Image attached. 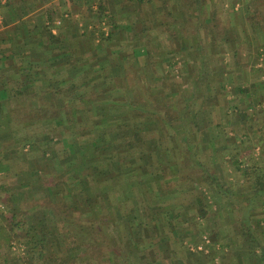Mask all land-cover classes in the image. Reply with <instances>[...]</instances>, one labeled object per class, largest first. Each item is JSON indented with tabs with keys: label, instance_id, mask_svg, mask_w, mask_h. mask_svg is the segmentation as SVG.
<instances>
[{
	"label": "trees",
	"instance_id": "1",
	"mask_svg": "<svg viewBox=\"0 0 264 264\" xmlns=\"http://www.w3.org/2000/svg\"><path fill=\"white\" fill-rule=\"evenodd\" d=\"M145 2L151 0H64L60 4H49V0H0V24L7 27L4 29L7 36H0V102L8 97L17 101L35 94L33 99H40L35 116L43 117L51 110L57 113L48 115L47 120L55 127L44 133L65 135L57 141L49 137L36 148L35 141L29 144L32 149H41L43 160H52L56 167L54 172L39 162L35 167L28 166L26 175L32 180L21 184L24 190L20 188L27 190L28 201L35 200L34 206L30 205L34 210L31 212L30 206L22 209L21 201L15 202L12 192L0 201V221L10 232L0 240V264H18L12 256L16 246H24L26 264H163V261L215 264L216 251L224 250L225 246L216 240L209 253L190 250L189 245H198L208 235L197 225L198 219H205L209 213L208 200L202 189L196 187L199 193L188 204L180 202L174 194L178 186L167 179L170 172H176L177 185L188 182L192 188L202 179L234 200L232 191L219 179L215 166L212 167L217 159L215 138H208V146L200 151L195 149L197 145L187 136L185 128L179 127L187 113L194 129L200 127L205 98H198L199 81L205 76L204 66L199 67L198 77L191 86H175L171 96L164 93L168 88L164 81L161 85L164 91L159 92L163 98L157 102L152 97L155 91L148 89L151 97L145 94L143 83L119 82L125 68L121 58L109 51L112 44L118 43V34L122 36L124 31L134 32L131 42L140 41L141 36L151 42L152 26L141 23L138 16ZM161 2L165 31L176 38L171 24L176 21L171 10L173 3ZM83 4L89 5L94 21L81 27L79 16ZM131 4L135 6L133 10ZM181 4L186 16L183 14L178 22L187 20V12L196 19L206 14L202 0H184ZM234 6L232 3L231 7ZM250 6L257 10L255 1ZM215 9L214 1V12L208 21L213 22L217 38H224V41L215 40L217 51H222L229 36L220 26L219 12ZM75 13L78 17L74 20ZM121 17L124 18L119 21ZM136 25L139 30L135 29ZM104 26L109 29L105 30ZM151 52L142 43L133 47L134 56L146 55L153 65ZM112 58H116V66ZM119 67L120 73L115 75ZM238 90V93L246 92L240 87ZM84 108L88 113L92 110L98 118L81 120L79 112L86 113ZM114 108H126L128 117L111 114ZM20 120L11 113L1 114L0 126L7 129L2 137L26 132L28 123ZM76 127H82L83 135L79 137L73 131L75 135L68 136L66 130ZM262 153L256 158L247 148L234 150L231 164L235 170L242 171L247 182L251 174L255 175L251 183L253 191L247 194L244 207L260 199L264 203ZM156 156H160L157 161ZM41 172L51 176L45 178ZM193 172L202 173L200 181H192ZM158 180L161 188V181L165 183L160 193L152 183ZM85 183L89 189L81 197L79 192ZM35 194L43 195L41 201L34 199ZM72 202L75 205H70ZM190 203L195 204L197 214L186 213V204ZM242 210L235 211L241 231L235 245L241 252L239 264H264V230H257L252 224L251 211ZM18 234H23L24 242H10ZM188 234L199 236V241L185 245L182 235ZM215 236L218 237L217 232ZM95 250H106V254L95 260L91 254ZM183 252L187 254L185 257L180 255Z\"/></svg>",
	"mask_w": 264,
	"mask_h": 264
},
{
	"label": "rangeland",
	"instance_id": "2",
	"mask_svg": "<svg viewBox=\"0 0 264 264\" xmlns=\"http://www.w3.org/2000/svg\"><path fill=\"white\" fill-rule=\"evenodd\" d=\"M161 1L162 0H151V2H145L144 4H142L140 10L141 12L138 15L141 23L147 22L152 26V30L149 33L151 42H149V40L147 41L146 36H141V39H139L140 41L131 42L134 32L124 31V34H122V36L121 34H118V43L112 44L109 48V51L115 52L114 55L117 58H121L120 61L122 62V66L125 68V73L122 74L123 78H121L119 82L123 84H130L132 82H135L136 84H139L140 82L143 83L142 86L145 87V94L148 93V95H150L151 97V92L148 89L152 88L155 91L152 93V97L155 98L157 102H159L161 98H163V96H161L159 92L164 91L163 87L161 86L164 81L168 87L164 91V93L167 96H171V90L174 89L175 86H191L194 80L198 77L199 67L204 66L205 76H203L199 81V85L201 87V96L198 98H205V103L202 110L203 114H200L199 116L200 127L199 129H194L191 121L192 118L188 113L185 114L186 116L182 122V125H180L179 123L178 124L180 125L179 127L182 126L181 128H185L184 130L187 136L193 143L197 145L195 146V149H198L200 151L204 147L208 146L207 143L210 138H215L216 142L218 143L216 150L217 159L214 162L215 164L212 163V167L215 166V170L217 172V175L219 176V179L223 181L226 187L230 188L233 193L234 200H230L227 196H224L223 192L216 185L209 184L208 182L203 181L201 179L202 173H191L190 176H192V181H200L201 179V182H198L197 186H195V184L194 188L189 186L188 182H186L187 184L177 185L178 175L176 172H170V177H168L167 179L168 181H171L173 185L178 186L179 189H177L176 187L177 191L175 190L177 194L176 192L173 193L177 197H179L180 202L188 204V201L190 202V200L194 198L193 196L199 193V189H202L203 192H201L208 200L207 202L209 213L207 214V217L205 219L197 218V225L200 226L202 230L210 236H208L210 238V243L206 244L210 245V247L205 248L204 245L201 251L209 253V251L212 250L211 247H213V242H215L216 240L217 243L220 244V246L224 245L225 248L224 250L220 249L216 251V254L218 256L213 263L239 264L238 255L241 254V252H239L240 250H238V247L235 245L237 244L236 241H238L241 231L236 222V209H243L242 211H251L250 214L253 216L251 218L253 222L252 224L257 230H264L263 200L260 199L255 203L251 202V205H248V207H244V205H246L248 201L246 198L247 194L251 195V192L253 191L251 183H254L255 175L251 174L250 181L247 182L246 178L242 176V171L235 170L234 166L231 164L234 150L240 149L237 143L240 141V135L242 134V132H239L240 124L237 125L236 120L238 118L239 120L242 119L240 114L243 112V110H249V107L246 106V104H248V100L242 98L243 96H245V94H247V91L245 93H238V89L239 87L243 88L242 85L246 83L245 81L247 80V78L245 76V71L252 73V67L250 65H252L253 63V58L248 55V51H245L246 53H243L244 51L242 52V50H244V43L242 44L244 39V29H233L232 22H234V20L236 19L237 24L240 25L245 20H242V17L239 16V9L237 10L235 6L234 8L231 7L232 3H234V0L215 1V8L218 9L219 12L218 17L220 19V26L225 28L224 31H226V35L229 36V41L228 43H226L227 47L222 51H217V44L215 40L224 41V38H217V34L215 33V30L213 28V22L208 21V18H210L214 12V2L209 0L208 2H204L202 0L203 5L206 6V14H203V16H200V18L196 19V17L192 14H190L191 16H189V13L187 12V20L185 22H178L177 20L181 19L183 14H185L186 16V11L181 9V2L183 3L184 0H171V3H173V7L171 8V10L176 16V21H174L173 23L171 22L172 26L175 28V33L177 36L176 38H174L169 36L165 31L166 29L164 21L166 20V18L164 11L162 10V8H160V4L162 3ZM250 2L246 4L250 14L248 15L245 22L253 24L255 21H259L258 17L260 15L264 20L263 8L259 9L255 2V7L257 10H254L251 6L249 7ZM89 8L90 7L87 4H83L82 8H80L83 14H81L83 21L80 17L81 22L79 26L81 27H84V24L86 23L88 25L92 24V20L94 18L92 17L93 15ZM134 8V4H131L130 10H133ZM237 16L238 19L236 18ZM122 18L124 17L119 18V21H122ZM141 23L140 26H142ZM104 29L108 30L109 27L104 26ZM135 29L139 30L137 25ZM1 30L2 27L0 26V31ZM124 35L125 38H122L124 37ZM141 43L143 44V46L145 45L147 46V48L152 50L151 54L153 56V65L146 55H141V57L134 56L133 47L138 46ZM94 58H96V56H94ZM94 58L92 60H94ZM94 61L96 62V60ZM111 62L114 66L117 65L116 58H112ZM118 69H120V67L114 71L115 75H118L120 73ZM252 74L257 75L254 72ZM236 95L240 96L239 98L242 99L240 100V104H238L237 102ZM21 102L23 103V105L18 109H14L11 115L14 117H18L21 120H26V122L28 123L26 125V132L20 133L19 137L15 139L16 142L11 145L6 141L4 143V146L0 147V156L4 158L8 156L19 157L20 160L23 161L22 163H19L20 169L22 167L26 168L29 165H31V167H35L36 163L39 162V165H42L45 168L50 167V170L55 172L56 167L54 166L53 162H51L52 160L49 159L47 160L48 162L46 161V159L43 160L41 149H32L29 144L35 141L36 148L39 147V145L43 143L44 140L47 141L49 137L55 138L56 141L60 139L62 140V138L65 136L64 133H44L55 127L53 122H49V120L47 119L50 114L56 115L57 113L54 112V110H51V112L48 111L43 117L37 115L35 116L34 110H36V108L39 106L40 99L38 100L37 98L36 101L35 99L25 98ZM21 110L24 112L22 113ZM86 110L87 108H84L83 112ZM126 112V108H114L110 113L125 118L128 117V114ZM86 113L79 112V118L81 120L98 118L93 115L92 110H90L89 113L88 111H86ZM63 118L65 117L63 116ZM248 118L249 117H247V119ZM73 131L75 132V134L78 133L79 137H81V134L83 135L82 127H78V129L76 127L75 129H70L69 131L66 130L68 136H72V134H74ZM28 141L31 142L28 143ZM226 141H230L232 143L229 144ZM221 142H223V144H221ZM245 146L248 147L249 151L253 152V155H255L256 158L260 157L258 156V153H262V149L264 148V144H257V147L260 146L261 148L258 149L256 146L252 145V141L245 142ZM159 157L160 156H156L155 160L157 161ZM46 169L48 170V168ZM42 174L45 178L51 176V174L46 172H41V175ZM27 175H25L26 178H20L18 181H9L10 175L8 173L6 175H1L0 201H2L4 198H7L9 194H11L10 188H13L14 186H16V184H20V188L21 184L31 182V176L27 177ZM157 182L158 183L155 184V181H152L155 191L160 193L165 183L164 180L161 181V185H163L161 188L159 187L160 181L158 180ZM201 183H203L202 186ZM196 187L200 188L197 190ZM88 189L89 188L85 183V186H83L82 189L83 191L79 192L81 197H83L84 194L87 193L85 191H87ZM23 190L22 194L24 195L25 200L23 199L22 209H26V207L33 205V201L35 200H31V202L30 200L28 201L27 190ZM42 196V194H35L34 199L40 200ZM187 204V208L185 209L186 213L197 214L195 204ZM70 205L73 206L75 205V203L72 202L70 203ZM252 205L253 209H251ZM29 210L32 212L34 208L30 206ZM32 223L33 222L29 224ZM193 232L194 231L192 230V234ZM216 232L218 237L215 236ZM9 234L10 232L8 228L3 226V223L0 221V240L3 238L5 239V237ZM192 234H188L185 236L182 235V241L185 245L194 243V241H199V236L197 237ZM22 235L23 234H18L14 238H11L10 242H24ZM198 243L201 244V240ZM189 246L191 248L194 245L191 244ZM23 247L16 246L14 252L12 253V256L17 259L18 264H26L27 262L26 252L23 251ZM169 247L172 248L171 245ZM91 254L92 257L95 258V260H99L100 258H102L101 256H104L106 254V250H95ZM180 255H183V257H185L187 254L183 252V254L181 253ZM227 260H230V262H227ZM209 263L210 261L207 264ZM163 264L167 263L163 261Z\"/></svg>",
	"mask_w": 264,
	"mask_h": 264
},
{
	"label": "crops",
	"instance_id": "3",
	"mask_svg": "<svg viewBox=\"0 0 264 264\" xmlns=\"http://www.w3.org/2000/svg\"><path fill=\"white\" fill-rule=\"evenodd\" d=\"M61 1L64 0H49V4H60ZM204 2H208V0H203ZM209 1H216V0H209ZM252 0H234L235 7L238 10L239 9V16L242 17V20L247 19L248 15L250 14L246 4ZM256 2V5L258 8H263L264 10V0H253ZM33 17V15H31ZM78 14L75 13L73 16V19H77ZM81 17V16H79ZM238 19V16L236 17ZM37 19V18H33ZM259 21H255L253 24H249L247 22H243L242 24H237L236 19L234 22H232L233 29L236 28V30L244 29L243 31V42L244 43V50H242L243 53H246L248 51V55L253 58V63L250 65L252 67V73L254 72L257 75L252 74L251 72L245 71V76L247 80L246 83L242 85L245 91H247V94L243 96L242 98H245L248 100V104L246 106L249 107V110H243V112L240 114L242 117L241 120L239 118L236 120L237 125H239V132H242L241 139L237 143L239 145V148H247L245 146V142L252 141V145L257 147V144H264V61L261 62L262 56L264 57V20L261 15L258 17ZM12 25V24H11ZM242 25V26H241ZM1 26V25H0ZM2 30L0 32V36H7V33L4 29L7 27L1 26ZM5 31V32H3ZM246 37V38H245ZM246 51V52H245ZM263 71V72H262ZM261 72V73H260ZM244 79V78H243ZM33 96V97H29ZM35 97V94H27L26 96H23L21 98H17V101L11 99L10 97L2 100L0 102V116L1 114H8L12 113L14 109H18L20 106L23 105L21 102L23 99H33ZM240 96L236 95V99L238 104H240L241 98ZM247 117H249L247 119ZM245 120V121H244ZM18 129V128H17ZM16 130V129H15ZM7 131L6 128L3 126H0V147L4 146V143L7 141L10 143V141L15 140L19 137L16 132V136H11L10 134L6 136L7 138L2 137V133ZM25 132V131H19V133ZM260 149V146L257 147ZM260 153V152H259ZM258 153V155H259ZM262 157L264 158V152L262 153ZM8 159V160H7ZM23 161L20 160L19 157H2L0 156V176L6 175L7 173L10 175L9 181L16 180L18 181L20 178H26V171L28 170V166L26 168L22 167L20 169V164ZM262 163V162H261ZM19 165V168H18ZM4 166V167H3ZM28 177V175H27ZM20 185V184H19ZM19 185L16 184L13 188H10V192L14 194L15 202L21 201L20 207L22 208L24 195L22 194V189L19 188ZM9 192V193H10ZM17 200V201H16ZM25 200V199H24ZM1 205V204H0Z\"/></svg>",
	"mask_w": 264,
	"mask_h": 264
},
{
	"label": "built area",
	"instance_id": "4",
	"mask_svg": "<svg viewBox=\"0 0 264 264\" xmlns=\"http://www.w3.org/2000/svg\"><path fill=\"white\" fill-rule=\"evenodd\" d=\"M261 61H264V57H263V56H262V58H261ZM201 242H202L201 244L194 245V246H192L190 249H191L192 251L202 250L203 247H204V245L210 243V238L208 237V235H204V236L202 237V241H201Z\"/></svg>",
	"mask_w": 264,
	"mask_h": 264
}]
</instances>
